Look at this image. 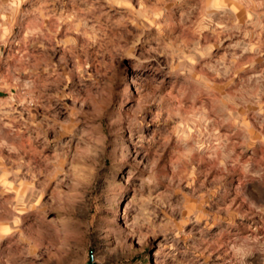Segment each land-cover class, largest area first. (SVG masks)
<instances>
[{
	"label": "clouds",
	"instance_id": "clouds-1",
	"mask_svg": "<svg viewBox=\"0 0 264 264\" xmlns=\"http://www.w3.org/2000/svg\"><path fill=\"white\" fill-rule=\"evenodd\" d=\"M0 264H264V0H0Z\"/></svg>",
	"mask_w": 264,
	"mask_h": 264
}]
</instances>
